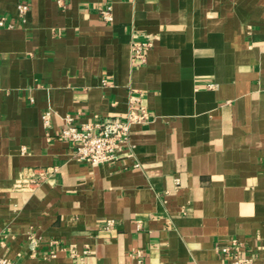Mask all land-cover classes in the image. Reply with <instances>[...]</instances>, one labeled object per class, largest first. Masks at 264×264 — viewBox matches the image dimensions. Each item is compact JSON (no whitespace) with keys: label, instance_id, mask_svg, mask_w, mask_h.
Segmentation results:
<instances>
[{"label":"crops","instance_id":"0c3cea01","mask_svg":"<svg viewBox=\"0 0 264 264\" xmlns=\"http://www.w3.org/2000/svg\"><path fill=\"white\" fill-rule=\"evenodd\" d=\"M2 19L1 257L231 264L237 241L264 264V0H0ZM131 91L151 121L114 163L78 161L66 117H124Z\"/></svg>","mask_w":264,"mask_h":264},{"label":"built area","instance_id":"2783aa9c","mask_svg":"<svg viewBox=\"0 0 264 264\" xmlns=\"http://www.w3.org/2000/svg\"><path fill=\"white\" fill-rule=\"evenodd\" d=\"M30 7L25 3L17 5L18 18L25 22ZM102 18L106 22L113 20L112 8L106 7L101 11ZM4 25V19L0 20V26ZM152 47V40L146 42L133 40L130 44L131 60L136 66L147 64L148 52ZM152 115L142 101V94L131 91L127 99V110L124 117H99L94 121L75 124L73 116H67L61 129V137L69 143L75 152L78 161L91 165H105L114 163L130 145V138L134 126L150 122ZM45 128H50V113L43 116ZM51 170H34L29 173L23 183L36 186L49 177ZM114 225L112 220L107 222V229ZM243 244L232 241L230 246L222 249L224 254L231 256V264H252L253 256H244L241 253ZM138 264H143L144 255L136 253ZM0 264H18L16 261L0 256Z\"/></svg>","mask_w":264,"mask_h":264}]
</instances>
